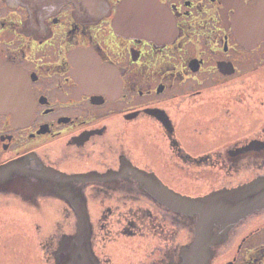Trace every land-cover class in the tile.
Masks as SVG:
<instances>
[{"label":"flooded vegetation","instance_id":"obj_1","mask_svg":"<svg viewBox=\"0 0 264 264\" xmlns=\"http://www.w3.org/2000/svg\"><path fill=\"white\" fill-rule=\"evenodd\" d=\"M156 1L0 0V219L46 242L61 209L54 264H187L198 216L157 197L264 177V40L234 31L259 0ZM212 238L204 264H264V208Z\"/></svg>","mask_w":264,"mask_h":264},{"label":"water","instance_id":"obj_2","mask_svg":"<svg viewBox=\"0 0 264 264\" xmlns=\"http://www.w3.org/2000/svg\"><path fill=\"white\" fill-rule=\"evenodd\" d=\"M132 0H123L119 14L127 11ZM153 13H163L156 0H147ZM249 16L251 26L247 27L245 19ZM250 30V31H247ZM234 31L243 45L264 40V0H259L256 9L241 6L234 20ZM167 207L187 215H197L195 239L191 249L186 253L187 264H204L208 250L214 243L212 230L216 224L225 233L238 221L264 208V177L232 189H223L201 198L180 196L168 190L164 196L157 197ZM80 207L83 205L78 203ZM78 216L77 234L72 242L78 245V252L90 258L89 222L86 209H76ZM88 260H92L91 258ZM78 264H81L79 262Z\"/></svg>","mask_w":264,"mask_h":264},{"label":"rangeland","instance_id":"obj_3","mask_svg":"<svg viewBox=\"0 0 264 264\" xmlns=\"http://www.w3.org/2000/svg\"><path fill=\"white\" fill-rule=\"evenodd\" d=\"M248 169L253 170L250 168V166L248 167ZM258 174L259 172H257L254 176ZM251 177L253 176L250 175L249 178ZM235 179L236 178L233 177V180ZM190 188L194 189L193 187ZM42 210H44V213L48 209ZM9 211L13 212V214H11L9 217H5V220L7 221H2V219H0V221L6 222L4 224H0V228L2 225H6L7 227V229L0 231V234L4 236V240L0 244V264H54L51 257L53 250L52 248L49 249L50 247H47L46 243L50 240H53L52 237H56L55 240L58 242L61 233H71V230L73 229L72 227H67V225L65 224L62 210L52 209L51 213L46 218L45 215H43L42 218L44 220L42 221L49 220L51 217L52 221L57 223L56 230L54 231L55 235H51L50 239L47 238L46 242L41 236L40 240L37 241L32 240L28 237V230L23 222L24 220L25 222L27 221V218H29V214L25 213L23 216L24 220H19L17 215V212H19L18 209H9ZM7 230H11V233L13 234L11 237H5V233ZM57 242L56 247L58 244ZM42 259L47 260V262L45 261L46 263H43Z\"/></svg>","mask_w":264,"mask_h":264}]
</instances>
